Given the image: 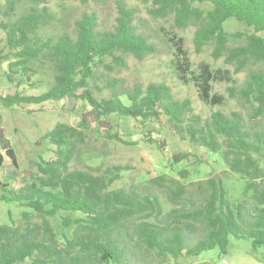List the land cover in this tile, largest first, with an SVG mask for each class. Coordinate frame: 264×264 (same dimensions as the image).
Segmentation results:
<instances>
[{"label":"trees","instance_id":"16d2710c","mask_svg":"<svg viewBox=\"0 0 264 264\" xmlns=\"http://www.w3.org/2000/svg\"><path fill=\"white\" fill-rule=\"evenodd\" d=\"M47 1L0 3V18L7 20L0 21V29L5 33L8 54L14 59L10 62L8 55L2 57L9 62L7 79L13 82L17 77L24 78L32 71L33 64L47 65L53 71V85L46 93L40 96L15 93L0 98L1 105L8 108L80 98L89 104L97 120L111 115L142 121L165 116L181 140L217 154L230 172L243 177V199L235 203L227 200L220 175L207 181L210 194H204L199 186V203L185 208L181 205L187 194L185 185L158 176L151 182L173 206L164 213L156 196L109 190L120 173L128 170L126 167L114 166L100 174L71 170L72 159L85 143L86 125L81 121L78 130L59 123L45 135L56 147V159L38 164V174L17 190L10 187V179L0 181V190L6 192L1 194V200L26 207L41 220L37 226L13 223L0 226V264H142L135 259L133 247L155 253L162 264L167 258L195 257L216 248L224 254L230 236L251 240L253 250L264 246V166L261 165L264 72L248 69L250 65L264 63V37L260 35L264 34V0H139L150 4L148 13L154 18L172 16L176 28H195L196 50L210 44L212 57H223L233 67V72L213 70L209 64L201 63L197 72L192 73L183 40L170 38L180 79L187 82L190 73L199 98L212 106L224 101L223 96L212 93V84H228L226 91L230 98L250 105L248 119L239 112L219 111L202 119L193 113L189 100H175L164 84L150 83L145 88L135 84L120 90L121 80L104 78L99 68L111 72L116 67L124 68L129 55L141 61L155 53V46L137 32L135 10L116 0V25L112 30H98L95 14L84 13L75 21L74 36L65 32L56 38H43L39 30L55 21ZM74 1L87 4L91 0ZM25 3L30 5L28 10L18 13ZM198 4H207L208 8ZM229 19L252 29V33L245 35L243 44L229 45L232 35L224 28ZM245 70L246 78L237 86L233 74ZM100 82L102 87L97 86ZM94 88L98 92L108 91L109 96L97 99ZM0 150L4 152L0 153V172L5 156L16 167L15 151L1 127ZM189 157L188 153L173 155L172 163L188 162ZM188 174L185 169L178 172L181 179H186ZM222 175L225 177L226 172ZM58 212H77L83 216L74 220L75 227L63 243H59L47 221Z\"/></svg>","mask_w":264,"mask_h":264},{"label":"rangeland","instance_id":"374dc122","mask_svg":"<svg viewBox=\"0 0 264 264\" xmlns=\"http://www.w3.org/2000/svg\"><path fill=\"white\" fill-rule=\"evenodd\" d=\"M128 7L135 10L134 25L137 32L144 35L155 46V53L139 61L132 56H127L126 66L108 72L100 67L99 73L104 78L109 77L121 80L120 90H126L138 84L145 88L148 84H164L170 88L175 100H189L193 113L202 119L216 112L230 114L239 112L248 119L251 113L249 104L239 99L230 98L226 91L228 84L215 82L212 84V93L224 97L221 105L204 103L198 95V89L188 73L187 82L180 79L175 64V49L171 39L173 36L183 40V48L187 51L190 63L189 70L196 73L201 63H207L213 70L222 69L233 72V67L224 62V58L214 59L210 44L203 46L199 51L194 44L195 28L189 27L180 30L175 27L173 17L164 19L154 18L148 13L150 4H143L139 0H122ZM116 0H91L81 4L74 0H48L47 7L55 16V21L39 30L43 38H56L62 33L74 36L75 21L82 14H95L97 28L100 31L112 30L116 25ZM3 4L4 0H0ZM208 8L207 4L197 5ZM30 5L22 4L18 13L28 10ZM40 7V6H39ZM6 19L0 18V21ZM225 31L232 35L229 39L230 46L244 43L245 35L252 33V29L243 23L229 19L224 24ZM239 35L237 37L236 35ZM264 37V34H260ZM5 46V33L0 29V98L18 93L22 96H40L46 93L53 85V71L49 66L32 65V71L23 78L17 77L10 82L6 74L8 61L2 59L9 56ZM9 61H14L9 56ZM106 63H110L109 60ZM248 69L264 72V63L250 65ZM247 70L233 74L237 86L246 78ZM103 80V79H102ZM103 82L98 83L102 87ZM91 89H93L91 87ZM81 90L77 92V95ZM97 99L107 98L108 91L98 92L93 90ZM125 101V98L122 97ZM1 129L5 138L13 147L17 159L14 167L5 156L4 167L0 172V181H7L14 190L22 187L25 182H30L38 174L37 165L41 162L56 159V147L45 138L57 124L62 123L79 130V123L84 121V145H81L69 167L73 171L91 172L100 174L107 168L123 166L128 170L120 173L109 190L124 189L139 194L156 196L162 205L164 213L173 206L167 200L165 193L151 180L158 176L174 179L185 185L187 194L182 199L181 205L189 208L193 203L198 204L199 186L204 194L211 192L208 180L222 176L223 187L227 200L235 203L243 199L242 192L245 180L238 174L232 173L224 165L217 154H210L204 148L196 147L188 140H181L176 135L168 122V118L160 116L157 119L142 121L131 118H122L117 115L96 119L89 104L80 98H65L59 101H46L38 105H19L5 108L0 103ZM158 146H163L159 149ZM0 153L4 154L0 150ZM190 154L188 162L173 164V155ZM264 166V160L261 161ZM189 172L186 179L178 175L180 170ZM226 172V176L222 175ZM6 193L0 190L1 194ZM23 214H27L26 217ZM80 213L58 212L53 217H48L49 226L57 235L59 243L70 237L75 225L74 220L82 218ZM41 220L28 208L16 202L0 199V226L10 225H40ZM135 259L142 264H159L160 258L153 252H146L140 247L132 248ZM26 262V261H24ZM162 264H264V246L253 250L252 242L248 239L228 237L225 253L219 249L202 252L195 257H180L177 260L167 258Z\"/></svg>","mask_w":264,"mask_h":264}]
</instances>
